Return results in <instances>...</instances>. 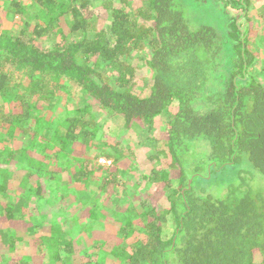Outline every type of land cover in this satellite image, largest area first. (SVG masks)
<instances>
[{
    "label": "trees",
    "instance_id": "16d2710c",
    "mask_svg": "<svg viewBox=\"0 0 264 264\" xmlns=\"http://www.w3.org/2000/svg\"><path fill=\"white\" fill-rule=\"evenodd\" d=\"M4 1L20 26L15 35L0 30L3 225L21 215L41 252L75 251L78 241L61 248L62 240L40 234L47 217L60 218L62 198L43 200L54 192L47 184L68 171L72 188L90 196L78 216L112 232L90 246L96 254L107 249L119 264H264V72L251 0H219L237 13L226 18L225 35L191 23L176 0ZM49 36L61 39L39 45ZM68 97L84 106L44 118L48 104ZM93 109L116 116L123 131L160 117L165 136L150 138L152 155L122 147L99 135ZM95 141L123 149L121 157L93 154ZM68 149L74 155L60 158ZM126 188L133 201L121 202ZM7 234L0 251L15 247L17 230ZM99 256L79 264H104Z\"/></svg>",
    "mask_w": 264,
    "mask_h": 264
},
{
    "label": "rangeland",
    "instance_id": "374dc122",
    "mask_svg": "<svg viewBox=\"0 0 264 264\" xmlns=\"http://www.w3.org/2000/svg\"><path fill=\"white\" fill-rule=\"evenodd\" d=\"M22 3L27 4L28 0H20ZM177 3L182 7L183 13L185 16H187L191 23L193 24H206L208 26H211L217 30V32L221 35H225L226 33V18L231 17L234 15H237L236 12H234L232 9L224 8L223 5L220 3L219 0H176ZM261 2H257V0H251L249 10L251 17L254 18V23L256 22L259 26L256 29V32H253L252 35L255 36L258 40L259 45V55L257 59V68L264 72V21L260 18L262 14H264V6L261 7ZM264 3V2H262ZM258 5V6H257ZM135 7V5H133ZM263 8V10L261 9ZM15 10H13L7 2L4 0H0V30H7L11 35H15L17 32L18 27L20 26V23L17 21V15H14ZM101 15L104 17V10H101ZM23 19L26 20L27 16L22 15ZM261 28L262 31L261 32ZM55 38V40H54ZM42 37L37 42L39 45H49L52 40L53 41H59L61 39L60 37ZM263 41V42H261ZM84 106V102L81 99H77L74 97V99H70V97L65 98L64 102H61L60 99L56 100V105L48 104L47 108L43 110L44 118L51 119L52 112L56 109L59 110L60 114L63 115L64 112L66 113H72V109L74 108H82ZM55 110V111H56ZM71 111V112H69ZM92 115L94 117V120L96 123L101 124L102 130L100 132V136L110 137L114 141H119L120 145L122 147H125L127 145H132V147H137L138 145L142 147L144 153L146 155H152L154 154L155 150L152 148L151 140L150 138H155L157 136L164 137V125L160 119V117H156L153 121L152 127H149V125L144 124V129L139 131H136L135 128L127 131H123L120 129L121 124L119 119L112 115L111 113H100L97 109H93ZM50 121V120H48ZM31 122L28 121V123ZM106 122V123H105ZM29 123L28 125H30ZM55 124L52 123V127H54ZM27 126V125H26ZM150 128V129H149ZM16 144V143H15ZM10 145L11 148H14V145ZM119 146V145H118ZM86 147V146H85ZM82 146L80 147V149ZM86 149V148H85ZM90 152L93 154L99 153L100 151L105 152L107 155H112L115 157H121L122 150H116L117 148L108 146L105 142H99L95 141L92 142V145L90 147ZM82 151V150H81ZM75 150H67V152L62 153V156L60 158H64L65 156H72L74 155ZM99 162H102L103 164H111V159L106 158H99ZM66 164V162H65ZM160 165H157L155 168H159ZM63 166V170H64ZM135 171V170H134ZM127 172V179L132 178L134 180V173L130 170H126ZM140 172V171H139ZM141 173V172H140ZM0 174L2 176L5 175L4 171H0ZM68 171H63L58 176V180L51 179L49 180L47 187L50 190H54L53 193L46 192L44 195L43 200H47L51 202L53 199H60V211L57 212V214L54 212V214L57 216L60 215V218L58 221L51 220L48 217L46 218L47 221L50 222H43V232L40 234L47 236L49 238H57L59 240H62L61 248L63 247L64 243H69L72 240L78 241V244L75 245V251H72L68 256H65L64 254H56L53 251H47L42 247L39 248L37 244V238L34 235V230L29 229V222L26 221V218H23L21 215H17L15 220L11 222V224H7L6 226L3 225L4 218L0 216V224L2 226L0 227V236L1 240H9L11 237L8 235V228L9 226L15 230H17V234L13 235L15 247L6 245L2 250L0 251V257L2 261H6L8 258H14L19 259L23 257H27L30 255L31 261H33L35 264H79L80 260L82 258H96L95 256L99 253L104 259V264H119V262L110 254H106L107 249H99L96 251L90 246H93V242H95L96 239L101 240V238H108L112 236V232L110 229L105 228V230L97 229L98 224H96L95 227H91L93 224L90 219L87 217H79L78 211L81 209H84L85 205H88V202L90 200V196L88 193H83L80 189L72 188L70 185L71 178L69 176ZM136 175V174H135ZM134 177V178H133ZM124 182V181H123ZM68 185L69 187L67 188ZM83 189V188H81ZM92 188H88L90 191ZM75 192H73V191ZM134 191L133 188H126L119 194V198L121 202H128L129 199H132V192ZM140 193H143L142 190ZM32 199V198H30ZM27 200V199H26ZM141 200L143 198L141 197ZM133 201V199H132ZM119 204H121L119 202ZM35 205V204H34ZM121 221L124 222V217L119 218ZM143 225V223H142ZM80 226H83L84 229H79ZM75 229L72 231V229ZM88 239L90 242L86 246L85 239ZM133 238V237H132ZM131 236L127 239L123 240L119 245V247L127 248L129 243L132 241ZM31 240V245H27V240ZM3 246V245H2ZM0 246V248L2 247ZM59 259V260H58ZM261 256H258L257 263L260 261Z\"/></svg>",
    "mask_w": 264,
    "mask_h": 264
}]
</instances>
